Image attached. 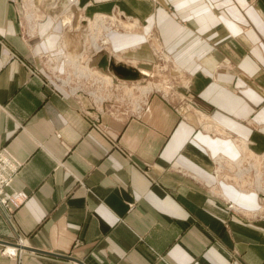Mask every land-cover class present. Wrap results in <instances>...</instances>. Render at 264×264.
<instances>
[{
    "label": "crops",
    "instance_id": "crops-1",
    "mask_svg": "<svg viewBox=\"0 0 264 264\" xmlns=\"http://www.w3.org/2000/svg\"><path fill=\"white\" fill-rule=\"evenodd\" d=\"M45 1L0 0V147L22 161L8 192L28 193L15 212L0 207V264H264V217L224 202L255 212L259 192L216 174L212 158L236 154L238 138L264 153V0H79L85 15L135 19L139 45L127 58L154 61L161 48L216 132L163 93L125 115L70 86H44L29 68L61 37L52 17L35 19ZM94 104L96 126L84 113Z\"/></svg>",
    "mask_w": 264,
    "mask_h": 264
},
{
    "label": "rangeland",
    "instance_id": "rangeland-1",
    "mask_svg": "<svg viewBox=\"0 0 264 264\" xmlns=\"http://www.w3.org/2000/svg\"><path fill=\"white\" fill-rule=\"evenodd\" d=\"M51 1L52 0L45 1L44 7L40 9V10L44 9V11L41 13L46 15L45 18L52 17V19H54L59 24V27L61 30L60 31L61 37L59 36V41L61 40V38L67 39L68 35L72 36V38L75 40V41L68 40V45H67L68 49L60 50L65 53L62 57L65 56L64 58H66L68 56L69 58L76 59L78 52H75L76 54L74 57L73 50H78V51H81L80 55L83 56V59H84L83 61L89 59L90 61L93 62L91 65L88 63L90 65V68L94 67V69L96 68L102 71L103 73H106L107 70L109 72L107 73V76H100V77L94 74L92 75V80H82V79L80 80L77 77H74V79H72L73 78L72 77V78H68L70 79V81L68 82L67 76H72V72H73V70L70 69V67H68L70 63L66 62L67 67H65L64 64L63 65L60 64L61 66L59 65V71L57 72L56 70H53L54 61L50 60L55 56L54 53H51V52L40 53L39 61L41 63H40V66H38L39 71L34 68L33 69L29 68V71H30V74L37 76L40 82L44 86L50 87V88L66 87L67 89L70 86L71 87L70 90L72 92H75L76 90H78L79 91L78 93H84L88 96L91 95L93 99L98 102L96 103L94 101V103L97 105H100L99 103L105 100L103 102V106H107L109 109H111L112 107L114 109H119L121 112H124L125 115L132 113L133 110H136L139 107L142 108V106H144V104L146 103L148 94L151 93V91H154L152 93H155V92H158L160 94L163 93L166 95V98H169V100H172V101L174 100L177 102L178 105H180L178 108L181 112H183L184 114L186 112L187 113L191 112L194 115V117L200 122V124L202 125L204 129L208 131V130H213L212 128H214L215 132L220 131L217 123L210 115L203 113L202 111H198V112L195 111L196 109L197 110H202V109L199 108L194 103V100H193L194 96L181 92V89L189 90L188 89L189 84H187L186 78L182 76L183 72L180 71L181 70L180 67L176 66V64H174L172 60L168 58L167 54H165V52L161 48L151 49L153 58H155L154 61H152L153 60L152 59L151 61L144 60L140 62L136 58L135 59L127 58L128 56L127 48L130 47V49L133 50V49H137V45H139L138 44L139 43L138 33L135 32L136 28H138V23L135 19L131 20V18L129 17L118 18L116 14L117 10L112 11L115 17L110 15L112 12L109 14H103L105 15L106 21L108 22V23H105V27H106L105 28V27L99 26L98 22H94L93 16L95 14L97 15L101 13L97 12V13H93L92 15H85L84 10L82 9L80 10V8H78V10H75V14L70 16L69 14H71L73 11L66 10L67 12L64 13L63 12L65 8L64 5L63 6L61 5L62 9L59 6L61 0H53L52 3ZM56 6H58L61 12H59V10H56L57 12L49 13L51 10H54L52 8ZM73 9L74 8L72 7V10ZM32 12H36V9L32 10ZM80 13L85 15L86 19L87 18L91 19L90 20L91 27H88L86 24L84 27L81 24L80 31H77L76 33L65 32L64 30L71 26L64 25L63 20H65V24H66L67 17L70 16L69 18H71L74 16L71 23L73 24V27H75L74 23L78 22L81 19V18L79 19ZM23 14L24 15H22L18 21L20 30L22 31L21 36L29 39L32 37V35H30V31L27 27L25 11H23ZM35 19H39V18H35ZM42 20H44V17ZM81 21L85 23L84 18L81 19ZM119 34L124 35L125 38L121 40H114L113 37ZM152 37L153 36H151V34H145L143 38H145V40L148 41L149 39H152ZM93 43L94 44L96 43L95 46H98L99 49L94 47V45L92 46ZM75 45H79L80 47H82V49L80 50V48H73ZM58 51L59 50H57V52ZM212 53L213 52H210L206 59H207L209 66L212 69H215L214 63H211L212 59L215 58ZM212 55H213V58L211 57ZM102 56H104L106 60L105 66L99 65V60ZM64 58H62V60H64ZM110 61H113L115 65H124V66L135 68L138 71L139 76L135 79L123 78V76H120L117 72H115L110 67L109 65ZM71 68H73V66H71ZM58 79H59L58 81L59 83L57 82ZM94 79L103 80V83L100 85L98 82L94 81ZM60 83L66 86H62V85L60 86ZM188 92H191V91H188ZM92 93H95V94H92ZM95 104L93 105L94 107L92 111L89 109L84 110V113L86 114V116L92 119L93 126H96L97 124V119L95 118L96 116L93 114V111L99 110ZM233 142H237L236 145L239 146L241 143L245 141L238 138ZM224 154H228V153H224ZM237 154H239V151L236 154H232V156H235ZM258 155H264V153H260ZM257 160L260 162V166L264 169V157H261L260 160L259 159ZM253 162H254L253 158L248 159L247 162H244V166H247L248 163H253ZM223 165L225 167L222 169L221 173L229 172L231 175L229 178H232L233 181L232 180L231 181L228 180V181L229 183L236 186V183L234 182L235 179L232 176L235 169L227 168L226 163H223ZM260 166H258L257 172H260L259 170ZM212 170H213V167H212ZM230 171H232L233 173ZM248 176H250L249 178H247L249 180L245 178V180H243L242 182H239L238 184L240 185V188H241L240 190H243V191L245 190L256 191L257 190V192H259L260 204H259L258 210L255 212L248 211L247 213L240 209L228 208L229 206L228 202L230 201L224 199L226 208L231 213L240 215L246 218L264 217V192L261 190H258L259 184L261 183V179L259 181V184H257L258 182H256L253 178L254 177L253 172H250ZM250 179H253V180H250ZM220 180H222L223 182H228L223 177H221ZM230 203H233V202H230ZM15 211L16 210H14L13 212Z\"/></svg>",
    "mask_w": 264,
    "mask_h": 264
},
{
    "label": "bare ground",
    "instance_id": "bare-ground-1",
    "mask_svg": "<svg viewBox=\"0 0 264 264\" xmlns=\"http://www.w3.org/2000/svg\"><path fill=\"white\" fill-rule=\"evenodd\" d=\"M55 2H57V1H55ZM64 13L65 12H67V11H73V10H78V8H84V6H80V4H79V0H65V3H64ZM72 7L74 8L73 10H72ZM67 10V11H66ZM116 14H117V16H118V18H125V17H123V15L122 14H120L119 12H118V10L116 11ZM110 15H112L113 17H115L114 15H113V12L110 14ZM70 17V16H69ZM69 17H67V19H66V24H65V20H63V22H64V25H70L71 27H69L68 28V32H71V33H76L77 31H80L81 29V24L85 27V24L88 26V27H91V22H90V18H85L86 16L85 15H83V14H81L80 13V15H79V19L81 18V19H83L84 18V20H85V23L83 22V21H81V19L78 21V22H76V23H74L75 24V27H73V24L71 23V21L73 20V17H71V18H69ZM33 18H35V17H33ZM93 18H94V22H98L99 23V26H102V27H105V23H108L107 21H106V18H105V15H103V14H95L94 16H93ZM32 18L30 17V20H31ZM87 22V23H86ZM71 28V29H70ZM106 28V27H105ZM70 29V30H69ZM89 33V32H88ZM68 40H70V41H75L73 38H72V36H69L68 35V38L67 39H62L61 38V40L58 42V50L60 51L61 49H68L67 48V45H68ZM97 43V42H96ZM96 43L94 44H92V46L94 45V47H96V48H98V46H95L96 45ZM75 46H77L76 48H78V45H75ZM74 46V47H75ZM82 49V47H80V50ZM99 49V48H98ZM97 49V50H98ZM57 52V53H55L54 55V57L52 58V59H50V60H52V61H54L53 63H54V68H53V70H56L57 72L59 71V65L61 64V65H65V67H67L66 66V62H68V63H70V65L68 66V67H70V69H72L73 70V72H72V76H67V79L68 78H72V79H74V77H77V78H79L80 80L82 79V80H92V75H94V74H96L98 77H100V76H107V73L109 72L108 70H107V72L106 73H103L102 71H100V70H98V69H94V67H91L90 68V65L93 63L92 61H90L89 59L88 60H85V61H83L84 59H83V56L82 55H80V52L81 51H78V50H73L74 52V57H75V52H78V54H77V57H76V59H72V58H69L68 56L66 57V58H64V57H62L65 53L64 52H62V51H60V52ZM213 55H214V53H212ZM213 55L211 56L212 58H213ZM214 57H215V55H214ZM62 58H64V60H62ZM214 62V67L215 68H217V64H216V60H215V58H213L212 59V62L211 63H213ZM90 65H89V64ZM82 64H83V66H82ZM60 65V66H61ZM99 65H101V66H105L106 65V60H105V57L104 56H102L101 58H100V60H99ZM109 65H110V67L115 71V72H117L120 76H123V78H125V79H135V78H137L138 76H139V73H138V71L135 69V68H133V67H128V66H124V65H119V66H124V67H126V68H129V70H130V73H133V72H136V74H137V76L136 77H134L133 78V76H132V74H130V75H124V74H121L120 72H118V71H116L115 70V63L113 62V61H110L109 62ZM71 66H73V68H71ZM92 69V70H91ZM70 81V79H68V82ZM94 81H96V82H98L100 85L103 83V80H100V79H94ZM125 91H127V90H125ZM130 91V90H129ZM151 92H153V91H151ZM91 93V92H90ZM96 93H98V92H96ZM92 94H95V93H92ZM142 108L141 107H139V108H137L136 109V111H139V110H141ZM196 112H198V111H202L203 113H206L205 111H203V110H195ZM207 114V113H206ZM201 117V116H200ZM203 117V116H202ZM216 122V121H215ZM202 123V122H201ZM235 143V145H236V143L237 142H234ZM242 145V146H241ZM237 146V145H236ZM235 146V147H236ZM240 146V147H239ZM239 146H237L236 147V149H237V151H239V154H237V155H235V156H232V154L231 155H229V154H224V153H222V152H216V153H214L213 155H212V158L214 159V161H215V163H216V174H218V172H222V169L225 167L224 165H223V163H226L227 165V168H232V169H235V171H234V173L232 172V171H230V172H232L233 173V178L235 179L234 180V182L236 183V185L238 186V188H240V185L238 184L239 182H242L243 180H245V178L247 179V178H249L250 176H248V174L250 173V172H253V174H254V180L256 181V182H258L257 184H259V181H260V179H261V183L259 184V188H258V190H261V191H263L264 192V169L260 166V162L257 160V159H259L260 160V158L261 157H264V155H258V154H260V153H254V152H252L249 148H248V144L246 143V142H243V143H241ZM222 153V154H221ZM253 158V160H254V162L253 163H248V165L247 166H244V162H247L248 161V159H252ZM257 158V159H256ZM18 160V159H17ZM20 161V160H19ZM21 163H22V161H20ZM258 164V165H257ZM258 166H260L259 168V170H260V172H257L258 170ZM229 170V169H228ZM17 175V174H16ZM231 175H230V173L228 172V173H226L225 174V178L226 179H231L232 180V178H229ZM247 180H249V179H247ZM250 180H253V179H250ZM233 181V180H232ZM258 187V186H257ZM233 204V203H232ZM233 206L235 207V205L233 204ZM235 209H236V207H235ZM5 252L8 254V255H10V256H16V254H17V248L15 247V246H7V247H5Z\"/></svg>",
    "mask_w": 264,
    "mask_h": 264
},
{
    "label": "built area",
    "instance_id": "built-area-1",
    "mask_svg": "<svg viewBox=\"0 0 264 264\" xmlns=\"http://www.w3.org/2000/svg\"><path fill=\"white\" fill-rule=\"evenodd\" d=\"M45 16V14H41L36 18L42 20ZM27 27L30 31L28 25ZM17 159L6 147L0 148V207L10 212L20 208L28 199V193L24 190H11L7 192L11 188L16 174L22 167V163ZM228 204V208L235 209L232 203L228 202ZM236 209L238 208L236 207Z\"/></svg>",
    "mask_w": 264,
    "mask_h": 264
},
{
    "label": "water",
    "instance_id": "water-1",
    "mask_svg": "<svg viewBox=\"0 0 264 264\" xmlns=\"http://www.w3.org/2000/svg\"><path fill=\"white\" fill-rule=\"evenodd\" d=\"M114 67H115V70L120 72L121 74H124V75L132 74L133 78L137 76L136 72L130 73L129 68H126L124 66L115 65Z\"/></svg>",
    "mask_w": 264,
    "mask_h": 264
}]
</instances>
